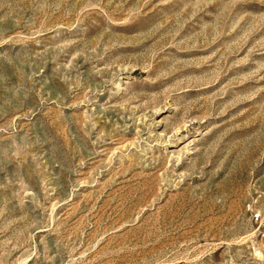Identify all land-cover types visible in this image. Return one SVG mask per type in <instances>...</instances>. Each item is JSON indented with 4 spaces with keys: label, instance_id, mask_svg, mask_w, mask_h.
Segmentation results:
<instances>
[{
    "label": "rangeland",
    "instance_id": "374dc122",
    "mask_svg": "<svg viewBox=\"0 0 264 264\" xmlns=\"http://www.w3.org/2000/svg\"><path fill=\"white\" fill-rule=\"evenodd\" d=\"M0 264H264V0H0Z\"/></svg>",
    "mask_w": 264,
    "mask_h": 264
}]
</instances>
